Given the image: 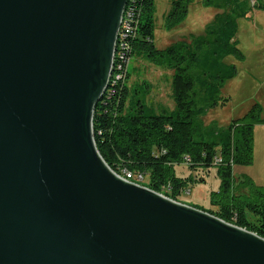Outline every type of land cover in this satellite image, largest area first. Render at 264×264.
I'll return each mask as SVG.
<instances>
[{"label": "water", "instance_id": "95a60500", "mask_svg": "<svg viewBox=\"0 0 264 264\" xmlns=\"http://www.w3.org/2000/svg\"><path fill=\"white\" fill-rule=\"evenodd\" d=\"M126 3L0 0V264H264L263 238L99 154Z\"/></svg>", "mask_w": 264, "mask_h": 264}, {"label": "trees", "instance_id": "16d2710c", "mask_svg": "<svg viewBox=\"0 0 264 264\" xmlns=\"http://www.w3.org/2000/svg\"><path fill=\"white\" fill-rule=\"evenodd\" d=\"M189 2L172 0L164 22L167 30L183 21ZM203 4L214 7L217 13L201 35L190 34L157 49L153 38L154 0L142 2L137 35L131 40L127 56L145 53L173 72L174 109L154 113L139 106V101L127 108V71L115 85L114 94L109 96L106 91L96 105L94 142L113 172H130L135 183L140 175V185L181 204L179 196L187 193L195 177L200 175L203 180L214 167L219 185L211 193V207H190L264 239V194L242 202L231 192L233 168L251 163V128L262 122L259 106L254 105L227 128L202 121L206 111L228 100L221 90L226 81L235 77L237 69L225 59L232 56L237 61L244 60L235 36L238 19L251 10L264 11V0H204ZM129 7L128 3L126 14ZM217 158L221 163L215 162ZM181 165L186 166V171L176 169Z\"/></svg>", "mask_w": 264, "mask_h": 264}, {"label": "rangeland", "instance_id": "374dc122", "mask_svg": "<svg viewBox=\"0 0 264 264\" xmlns=\"http://www.w3.org/2000/svg\"><path fill=\"white\" fill-rule=\"evenodd\" d=\"M203 1L190 0L183 21L167 30L163 24V16L172 0H155V47L164 49L171 42L182 39L183 33L186 36L203 33L205 26L213 21L217 13L214 7L205 6ZM235 36L244 60L237 61L232 56L225 59L227 64H234L237 69L235 77L226 81L221 90V95L228 100L224 105L219 104L206 111L202 121L205 125L215 124L227 128L234 120L245 116L254 105L259 106V119L262 122L253 124L251 128V163L233 168L231 188L234 197L242 202H250L257 198L258 193L264 194V11L251 10L245 17L239 18ZM127 71V108L139 101V106L154 113L174 109L172 71L159 65L145 53H137L131 57ZM176 169L186 171L187 168L181 165ZM215 175V168L212 167L203 180H200V175L196 176L187 193L179 196L183 204L210 208L211 193L216 192L219 185Z\"/></svg>", "mask_w": 264, "mask_h": 264}, {"label": "built area", "instance_id": "2783aa9c", "mask_svg": "<svg viewBox=\"0 0 264 264\" xmlns=\"http://www.w3.org/2000/svg\"><path fill=\"white\" fill-rule=\"evenodd\" d=\"M144 0H131L130 7L127 9V14L123 17V26L121 28V36L119 40H122V51H121V60L118 61V79L117 81L110 82L109 96H112L115 92V85L125 77L127 73L128 62L130 58L127 56L129 51L131 50V40L137 35L138 27H139V19L141 16V4ZM216 163H221V158H217L215 160ZM122 174H127L132 177V174L127 171H123ZM118 175V174H117ZM136 184L140 185L141 176L139 175L137 178ZM142 186V185H140Z\"/></svg>", "mask_w": 264, "mask_h": 264}, {"label": "bare ground", "instance_id": "6f19581e", "mask_svg": "<svg viewBox=\"0 0 264 264\" xmlns=\"http://www.w3.org/2000/svg\"><path fill=\"white\" fill-rule=\"evenodd\" d=\"M128 3L130 5L131 4V0H127L125 9H124L123 14H122V19H121V24H120L119 34H118V39H117V47H116V52H115V55H114L113 74L111 76V82L112 81H117V79H118V61L121 60V51H122V40H119V37L121 36V28L123 26V17L125 16L124 14H126V8H127V4ZM119 176L121 178H123L124 180H126V181H129V182L133 181L132 177L128 176L127 174H121ZM141 180H142V177H141ZM132 183H135V182H132Z\"/></svg>", "mask_w": 264, "mask_h": 264}, {"label": "crops", "instance_id": "0c3cea01", "mask_svg": "<svg viewBox=\"0 0 264 264\" xmlns=\"http://www.w3.org/2000/svg\"><path fill=\"white\" fill-rule=\"evenodd\" d=\"M154 8H155V0H154ZM169 10H170V7H169V9H168V11L166 12V14L163 16V24H164V22H165V17H166V15H167V13L169 12ZM206 27V26H205ZM205 29V28H204ZM204 32V31H203ZM184 35H183V37H182V39L186 36V34L185 33H183ZM202 34V32L199 34V35H201ZM188 35V34H187ZM191 35H193L192 33H191ZM181 40V39H180ZM180 40H178V41H180ZM174 42H176V41H174ZM174 42H171L169 45H171L172 43H174ZM168 45V46H169Z\"/></svg>", "mask_w": 264, "mask_h": 264}]
</instances>
